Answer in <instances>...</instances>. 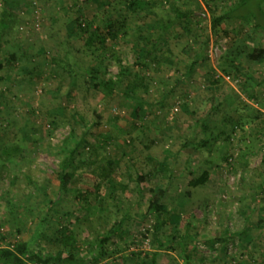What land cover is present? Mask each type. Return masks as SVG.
Listing matches in <instances>:
<instances>
[{
	"label": "rangeland",
	"instance_id": "rangeland-1",
	"mask_svg": "<svg viewBox=\"0 0 264 264\" xmlns=\"http://www.w3.org/2000/svg\"><path fill=\"white\" fill-rule=\"evenodd\" d=\"M13 1L17 3L13 8L16 23L9 32L0 33V57L16 53L19 63L5 68L2 73L5 80L0 83V148L11 147L16 156L10 164H5L11 171L9 178L4 177L0 182V220L9 219L7 202L12 198L21 207L18 219L24 226L20 238L27 241L32 236L44 218V197L29 185L28 177L55 193L59 185L57 164L61 158L57 146L68 134L66 120L77 111L85 121L95 123L96 114L101 116L99 126H90L85 133L77 160L89 159L90 147L96 149L103 139L109 138L106 157L117 161L121 179L133 187L135 175L162 161L163 150L171 154L167 160L170 172L148 178L142 185L140 201L134 195L126 201L119 196L122 204L111 208L113 204L107 199L106 215L112 222L127 215L123 224L126 233L121 238L115 235L110 239L107 244L110 254L97 264H135L137 259L147 261L152 252L158 253L156 264H264V259L260 258L264 248V223H259L264 220V63L259 65L249 58L250 53L264 47V31L254 33L250 22L231 19L213 33L210 20L224 12L228 0H181L179 6L182 5L183 10L193 5L204 19L187 25L190 33L185 35L181 25L169 26L160 33L158 44L151 48L149 44L159 33L158 27H149L155 23V18L144 12L127 16L122 38L137 44L143 37L137 48L147 46L149 50L143 59H136L131 45L124 50L114 49L119 53L121 66L128 67L131 75L143 77L147 93L140 88L136 95L153 105L148 109L151 117L146 118L143 128L139 129L138 121L130 117L133 104L123 94L131 78L116 81L119 64L110 50L105 54L108 64L105 78L117 82L111 95L89 89L81 76L67 77L65 72L54 71L50 66L53 56L64 57L66 53L82 69L91 65L100 53L85 49L77 36H67L70 21L82 16L88 22L101 25L105 19L123 16L119 10L124 2L99 0L98 5L94 1L84 4L83 0ZM3 7L0 0V12ZM248 7L254 10L256 0H250ZM238 47L242 51L236 56L234 48ZM229 52L233 55H228ZM198 53L206 54V59L195 64L189 76L188 68ZM231 60L240 72H233ZM226 73L233 74L228 81ZM213 79L218 81L215 86L211 85ZM216 104H220L221 111L230 116L233 123L240 121L243 130H234L229 142L215 143L210 153L192 147L182 150L185 138L190 135L196 140L202 138L199 122L194 125L196 121L204 120L211 128L214 125L221 128L216 120L218 116L209 110V106ZM114 115L117 116L115 121L112 120ZM118 127L124 132L117 131ZM212 131L216 133L215 128ZM153 139L158 143L150 145ZM205 169L210 172L207 184L189 188V173L198 175ZM14 174L17 179L10 183ZM156 184L166 189L164 204L170 220L161 227L159 238L174 237L170 250L154 248L155 217L141 216L147 209L148 189ZM82 185L84 183L77 178L70 183L74 189ZM6 192L7 199L4 198ZM186 192L189 197H184ZM182 198L184 201L179 205ZM65 199L61 210L69 212L70 217L61 223L70 226L81 241L82 253L90 256L85 243H92L95 235L89 230L88 222L75 221L84 213L78 209L73 196L67 195ZM192 212L195 215L189 218L187 227L180 219ZM55 227L54 219L43 223L38 230L41 235L35 236V243L47 252L55 250L50 242ZM219 227L232 233L247 228L252 240L247 243L238 236L229 237L224 243L212 240L213 232L217 233ZM2 231L8 241H14L8 226H3ZM185 233L189 237L183 240Z\"/></svg>",
	"mask_w": 264,
	"mask_h": 264
},
{
	"label": "trees",
	"instance_id": "trees-1",
	"mask_svg": "<svg viewBox=\"0 0 264 264\" xmlns=\"http://www.w3.org/2000/svg\"><path fill=\"white\" fill-rule=\"evenodd\" d=\"M1 1H3L4 7L0 12V33H7L16 23V15L13 8L17 3L13 0ZM91 1H94L95 4L99 5V0H83L84 4ZM180 1L181 0H122L124 6L120 8L119 12L124 15H120L114 20L111 18L105 19L101 25H96L94 21L88 22L84 20L82 16L76 17L74 20L70 21V26L67 28V36H77V40L83 43L85 49L100 54L94 59L91 65L85 69L79 67V65L67 53L64 57L53 56L50 59L52 70L65 72L67 77L76 78L81 76L86 79L89 89L100 91L104 95H111L113 93L115 83L120 81L118 79L122 77H127L128 79L131 78V80H128L125 85V91L123 94L131 101V104H133L130 109V117L133 120L138 121L139 129L143 128L142 122L146 118L151 117L148 116V109L153 105L146 102L144 98L137 96L136 92L141 88L144 93H147V86L143 82L142 76L138 74L131 75L128 67L120 65L121 61L118 56L119 53L117 54L116 52L124 50L129 45L134 48L136 59H143L145 57L144 55L149 52L147 46H140L139 49L137 48L140 39L144 40L143 37L139 38L137 44H135V42L129 43L122 38L125 36L122 35L126 32L127 16H137L140 12L152 15L155 18V25L153 24L149 27L154 29L156 26L159 30L157 37L154 39L155 41L150 43V40L148 39L150 43L149 47L151 48L158 44L159 40L157 39H160V33H163V31L171 25H181L182 30H184L183 35L190 33V30L188 28L186 29V26L191 25L196 19L203 20L204 16L203 14L198 15L197 10H195L193 5L185 7L183 10L181 8L182 5L179 6ZM203 1L205 2L206 0ZM249 1L250 0H238L233 3H225L226 8L224 12L220 15L212 16L210 20V30L215 33L219 31L223 22L231 19H242L250 22L252 32L255 33L260 29L264 31V0H256V7L254 10L251 7H248ZM249 14L253 15L251 19ZM152 37H154V35ZM111 49H116L117 51L115 52V50L112 51ZM109 50L112 53L113 59L119 64L116 79L117 82L112 81L111 78H105L108 68V64L105 62V54ZM241 51L242 50L239 47L238 49L234 48L236 56L239 55ZM204 53L196 54L197 57L188 68L187 75H191L195 64L205 61L207 55ZM230 53L231 52H229L228 55H233ZM0 58V83H2L5 80V76L2 74L4 69L14 67V65L18 64L19 55L11 52ZM249 58L256 64H263L264 49L259 47L256 51L250 53ZM227 59L229 60V57ZM140 66H143V64ZM231 67L233 72H240L239 67L234 65V60H231ZM226 74L227 76H230L229 73ZM231 76H233V74H231ZM211 83V85L215 86L218 81L213 79ZM169 93L170 91L167 95ZM209 100L211 102L213 101V98L210 97ZM209 108V110L218 116V119L216 120L221 124V128L215 127V125L211 128L204 122V120L196 121L194 125L197 126L199 122L201 133L203 134L202 138L196 140L190 135L185 138L184 142L181 144L182 150L187 147H192L194 150H207L210 153L215 143L221 141L229 142L234 130H243L240 121L233 123L230 116L224 111H221L220 104L209 106ZM95 117L97 121L95 123H90L85 121L80 113L73 111L69 117V121L66 120V123L69 124L68 134L65 139L62 140L60 146H57L61 158L60 162L57 164L58 171L56 178L59 185L58 190L55 193L48 191L43 185H37V181L33 180L31 176L28 177L29 185L34 187L35 191L44 197V218L38 225V229L32 233V236H30L27 241L20 238L22 227L24 226L22 221L18 219V213L21 211V207H19L17 203H14L12 198L8 199L9 201L7 202V205L10 204L8 216L10 220L8 218L0 220V264H97L100 260L107 258L108 254H110V251L108 253L107 250V244L110 239L115 235L121 238V236L126 233L123 224L125 218L128 219L127 215L124 214L119 221L112 222L109 215H106L108 200L113 204L110 206L111 208H116V204L118 203L122 204L121 200H119V196L126 201L134 195L138 198V201H140L143 195L142 185L146 183L148 178H152L157 174L167 175L170 172L171 169L169 168L167 160L171 154L169 151L163 150L164 157L162 161L158 160L152 168L149 167L145 172L143 171V173L135 175L134 185L133 187H130L129 183H124L121 179V172L117 161L106 157L108 154V145H110L109 138L103 139V142H100L101 146L99 145L96 149H91L90 147L89 159L77 160V156L79 155L78 152L85 133L89 130L90 126H99L101 116L95 114ZM116 118L117 116L114 115L112 120L115 121ZM113 126L116 128L115 125ZM78 128H81L80 132H78ZM214 128L216 133L212 131ZM116 130L124 132L119 127ZM154 132L157 133L156 130H154ZM156 143H158V140L153 139L150 141V145H155ZM20 155L21 154H19V156ZM15 156L16 151H14L13 148H0V182L3 181L4 177L9 178L11 171L7 165L5 166V164H10ZM225 161L229 163L227 158ZM189 174L191 177L187 186L192 189L205 186L210 178V172L207 169L202 170L198 175L195 173L196 176H194L195 174L192 172ZM74 178H77L78 182L81 184L84 183L80 189L70 187V183ZM16 179L17 177L14 174V177L10 178V183H13ZM85 182L87 183L86 187ZM70 194L73 196V200L78 206L80 212L84 213L81 219L75 218V221L88 222L90 227L89 230L93 231L95 235L92 243H85V245L88 246V252L91 253L90 256L87 255V253H82L83 250L80 248L81 241L77 240L70 226L61 223L64 218L67 219L70 217L69 212L61 210L63 200L65 201V197ZM189 195V192H186L184 197H189ZM8 196L9 195L6 192L4 198L7 199ZM28 196L30 197L29 194ZM165 197V187L159 184L150 187L147 196V209L145 213L141 215L142 218L148 217L149 215H154L155 217L152 237L154 239L153 246L156 250H170L173 247L172 241L174 240V237L165 236L162 239L159 238L161 227L166 226L170 220L169 212L164 204ZM182 201H184L183 198L179 200L178 204L182 205ZM52 214L58 216V218L52 217ZM193 214L195 215L194 212L185 215L180 219L181 223L189 227L188 220L193 217ZM53 219L55 220L56 227L52 232L50 242L53 243V248H55V250L47 252L40 244L35 243V236L39 237L41 235V232H38V230L43 223L47 224ZM263 221L264 220H259V223L262 224L264 223ZM3 226H8L9 231L14 235L13 242L8 241L5 237V233L2 231ZM247 232V228H244L240 232L232 233L225 227H219V231H217V233L214 231L211 237L212 240L224 243L227 238L238 236L243 241L249 243L252 239ZM188 237L189 235L185 233V235L182 236V239L186 240ZM179 243L183 245L182 241ZM131 254H133V256L135 255L134 253ZM157 255V252H152L147 256V261L146 258L145 260L137 259L135 264H156ZM260 258L264 259V248L263 254Z\"/></svg>",
	"mask_w": 264,
	"mask_h": 264
},
{
	"label": "built area",
	"instance_id": "built-area-1",
	"mask_svg": "<svg viewBox=\"0 0 264 264\" xmlns=\"http://www.w3.org/2000/svg\"><path fill=\"white\" fill-rule=\"evenodd\" d=\"M226 80H227V81L230 80V77H229V76H226Z\"/></svg>",
	"mask_w": 264,
	"mask_h": 264
},
{
	"label": "crops",
	"instance_id": "crops-1",
	"mask_svg": "<svg viewBox=\"0 0 264 264\" xmlns=\"http://www.w3.org/2000/svg\"><path fill=\"white\" fill-rule=\"evenodd\" d=\"M261 48H263V49H264V47H261Z\"/></svg>",
	"mask_w": 264,
	"mask_h": 264
}]
</instances>
